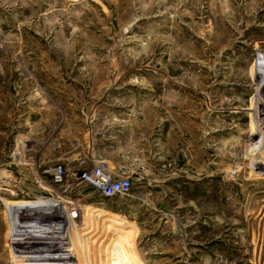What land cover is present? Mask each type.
<instances>
[{
	"label": "rangeland",
	"instance_id": "374dc122",
	"mask_svg": "<svg viewBox=\"0 0 264 264\" xmlns=\"http://www.w3.org/2000/svg\"><path fill=\"white\" fill-rule=\"evenodd\" d=\"M0 264H264V0H0Z\"/></svg>",
	"mask_w": 264,
	"mask_h": 264
},
{
	"label": "built area",
	"instance_id": "2783aa9c",
	"mask_svg": "<svg viewBox=\"0 0 264 264\" xmlns=\"http://www.w3.org/2000/svg\"><path fill=\"white\" fill-rule=\"evenodd\" d=\"M80 181L91 185L102 197L112 198L115 196H127L130 192V181L122 171L111 169L109 164L103 160L91 172L82 169ZM53 182L62 181V169L54 166L52 169Z\"/></svg>",
	"mask_w": 264,
	"mask_h": 264
},
{
	"label": "crops",
	"instance_id": "0c3cea01",
	"mask_svg": "<svg viewBox=\"0 0 264 264\" xmlns=\"http://www.w3.org/2000/svg\"><path fill=\"white\" fill-rule=\"evenodd\" d=\"M114 167H115V166H114ZM23 201H24V200H23ZM19 202H22V201H17V203H19ZM17 203L14 202V204L18 205Z\"/></svg>",
	"mask_w": 264,
	"mask_h": 264
}]
</instances>
